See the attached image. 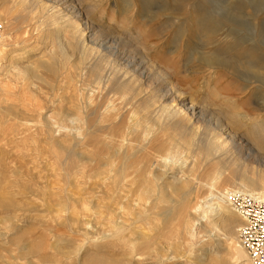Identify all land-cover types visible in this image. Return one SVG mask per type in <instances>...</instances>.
Instances as JSON below:
<instances>
[{
    "label": "rangeland",
    "instance_id": "1",
    "mask_svg": "<svg viewBox=\"0 0 264 264\" xmlns=\"http://www.w3.org/2000/svg\"><path fill=\"white\" fill-rule=\"evenodd\" d=\"M75 1L81 12H84V21L99 31L98 39L113 44V47L117 48L118 51L113 52L111 60L117 63L132 61L133 69H136L143 61V63H149L143 64L144 67L152 64L151 66H155L157 71L167 72L171 82L180 90L183 94L182 98L187 99L189 104H196L198 108L207 110L211 114L226 117L227 133L237 136L244 146V155L247 158L249 156L254 165L258 166L256 160H259L261 156L264 158V151L259 148L262 139L258 138L264 135V0ZM10 7L11 4H6L3 8L7 16V20L2 22L6 24L4 38L8 44V50L4 60L1 61L2 66L9 65L11 55L17 50L34 46L32 43L19 45L17 42L15 37L17 29L13 31L12 29L17 25L18 30L20 29L19 33L24 36L26 24L22 23V18L17 21L11 18ZM254 31L258 32V37L253 35ZM80 49L79 47L78 50ZM29 52L34 55L16 63L31 65L48 51L29 50ZM121 55L123 58L120 57ZM80 56V53L75 55L69 63V68L78 62L77 59ZM212 58L219 62L211 67L204 60ZM94 61L95 59H92L89 63ZM104 64L107 66V59L104 60ZM108 68L114 69V66L103 67L100 71L103 70L104 74L112 77V86L116 83V86L124 85L126 81L130 83V80L120 78L118 73L114 71L113 74L110 73ZM147 68L149 70V66ZM42 74L49 76L44 72ZM60 74L59 83L66 85L72 73L62 69ZM253 75L258 76L260 82L251 83L250 79ZM6 77L8 76L3 75L1 71L0 87L13 94L8 95L7 99L14 94L15 97L22 95L25 90L23 85L27 82L21 80L16 82ZM33 79H30L29 84L35 89L42 88L41 91L37 90L38 93L40 92V94L37 93L39 95L37 101L40 102L35 101L39 105L43 104L41 108H38V104L34 101L22 104L18 98L8 99V104H15L19 107V111L29 113L30 116H27L32 119L35 116L34 118L40 121L42 118L46 120L47 117L58 121L60 117L56 115V111L48 108L46 86L40 80ZM132 85L129 86L133 88ZM164 85L158 83L154 87L159 90L165 87ZM148 86H151V83L147 80L142 87L140 86L143 98L152 94L153 87ZM140 87L138 85L137 90ZM111 89L109 96L115 92L114 87ZM64 93L68 97L71 95V91L68 93L64 91ZM116 93L113 94L115 98L119 97L118 92ZM68 97L69 101L56 102L55 108L63 113L69 112L70 109V112L74 113V100ZM173 101H175L174 98L168 103ZM0 105L2 110L1 107L4 106ZM5 110L0 111V135L6 136L7 133V137H14L15 140L7 147L4 141L1 140L4 144L0 142V200L10 202L9 205L0 204V264H216L217 260H220L221 264H227L228 258L225 252L228 245L222 235L215 237L200 235L192 241L188 236L179 233L181 222L176 212L169 218L157 216L155 213L150 217L140 218L138 210L144 211L145 208L141 205L144 201L138 200L137 187L124 189L132 190L129 202L122 198L123 195L117 197L114 187L105 186L103 189L97 187L92 170H88L87 163L90 165V162L88 160L86 162L84 157L70 156L68 161L70 164L64 168L62 163L67 155L57 147L43 153L37 150L42 137L37 138L38 144L20 143L22 136L16 132L20 125L17 120L19 116L16 117L9 108ZM235 113L241 117V124L231 121ZM27 116L23 117L25 118L23 121L27 122L30 119ZM90 116L92 117L87 119L90 124H94L96 115ZM254 123L257 128L253 127ZM34 125L30 124V126ZM199 125L203 126V123L200 122ZM255 134L258 136L256 137ZM101 135L83 146L88 150V155L92 157L93 154V159L107 153L106 145L104 146L103 143L104 138ZM96 140L103 142L97 143ZM45 141L54 145L50 138H46ZM101 146L102 149H100ZM93 148L96 150L93 151ZM140 158L142 159L143 155L134 156L130 160H133V163L138 162ZM168 171L163 170L166 172L165 177L173 185L168 183L169 186L168 184L161 186L163 202L159 204V212L156 211L158 213H164L172 207L174 205L172 200H180L184 193L180 185L176 184L178 182L174 181L175 178H183L182 174L171 168ZM209 173L211 169L205 166L200 173L202 179L206 180V174ZM66 175L71 177L74 184L70 183ZM75 184L79 185L78 189ZM189 188L186 186L185 190H190ZM215 189L221 188L217 185ZM69 194H75L77 198L80 196V201L75 203L68 198ZM201 196L203 197L204 194ZM118 202H123L124 209L116 212L110 210L113 209L112 206L119 208ZM154 204L152 203L151 207ZM70 209L74 210L70 216L76 214L75 216L87 220L90 231L71 230L72 222L69 221L68 214H65L66 211L70 212ZM121 216H125L126 219H128L127 216L130 217L129 220H125V223L130 224L129 221L132 219L135 222L131 221L134 223L128 228L121 223L124 220ZM238 219L240 225L241 218L238 217ZM118 229L123 231L118 232ZM142 233L150 234L156 240L153 243L154 246L148 251L142 249L144 248ZM191 243L193 250L188 252ZM240 249L236 251L237 264H251L241 245ZM164 251L170 256V261L162 263L159 256ZM139 253L141 256L137 255ZM206 259H210L211 262Z\"/></svg>",
    "mask_w": 264,
    "mask_h": 264
},
{
    "label": "bare ground",
    "instance_id": "2",
    "mask_svg": "<svg viewBox=\"0 0 264 264\" xmlns=\"http://www.w3.org/2000/svg\"><path fill=\"white\" fill-rule=\"evenodd\" d=\"M76 3L75 0H0L1 22L7 20L5 10L3 9L4 6L11 4V18L15 21L22 18V23L26 24L24 36H21L19 33L20 29L18 30L17 25L12 29V31L17 29L15 32L17 42L19 45L31 43L34 45L17 50L11 55L9 65L2 66L1 61L6 56L8 44L4 37L0 41V72L2 71L3 75L8 76L6 78H11L16 82L19 80L27 82L23 85L25 87L24 93L16 95V97L14 94L11 98H18L22 104L37 101L38 94H40L37 90L41 91L40 89L42 88L35 89L32 87L33 85L29 84V81L31 78L38 79L44 83V86L48 90L46 95L48 108L56 111V115L60 119L56 121L57 119H48L47 117L48 120L42 118L40 121L39 119H35V116H33V119L30 118L29 113L19 111V107L15 104H8L7 100H11V98L7 99V96H11L10 94L12 93L2 90L1 87L0 104L4 107H1L2 110L0 109V111H6L5 109L9 108L11 113L16 117L19 116L20 119L18 118L17 120L20 122V125L16 132L19 133V136H22L20 143H24L25 145L28 142L38 144L37 138L42 137L39 141L41 144L36 145L37 150L43 153L57 147L58 150L65 153L67 157L62 163L64 168L69 166V157L72 155L84 157L86 162L88 160L90 162V165L87 163L89 166L88 170H92L93 175H91L96 179L95 185L97 187L101 189L105 186L114 187L116 188L115 195L117 197L123 195L122 198L127 199V201L130 199V192L132 190L124 189L137 187L138 200L144 201V204L141 205L146 209L143 208L144 211L138 210L140 218L142 216L150 217L153 213L157 216H168L169 218L171 214L176 212L180 217L178 218L180 219L179 222H181L179 233L188 236L192 241L200 235L203 237L222 235L228 245H226L225 252L228 258L227 264H237L236 251L241 250L237 234L238 229L242 225V219L239 225V216L231 208L227 194L238 190L264 199L263 156L259 160H256L258 166L254 165L249 156L247 158L244 155V146L237 136L230 132L227 133L225 128L226 117L224 116V118L220 114L219 116L211 114L207 110L198 108L196 104H189L187 99L184 100L182 98L183 94L171 82L167 72L163 70L157 71L155 66H151L152 64L147 65V67L149 66L148 70L143 64L149 63H143V61H140L141 65H138L136 69H133L131 60V63L128 61L123 63L119 61L117 63L111 60L113 52L117 48L113 47V44L111 45L98 39L97 36L99 35L97 33L99 31L84 21V12H81ZM253 35L258 37V32L254 31ZM79 47L81 48L80 50H78ZM29 50L33 52L47 50L48 52L31 65L24 63L22 65L17 64L16 62L19 60H24L30 55H34ZM78 53L81 55L77 59L78 62L76 61L77 63L69 68V63ZM120 57L123 58L122 55ZM92 59H95V61L89 63ZM105 59H107V66H114V69L108 68L110 73L116 72L120 78L123 77L125 80H130V83L126 81L128 84L125 85L126 83L123 80L125 86L121 84L120 86H116L117 83H113L115 86H112V77L104 74L103 70L102 72L100 71L103 67L107 68L104 64ZM204 61L211 67L219 62L213 58ZM62 69L72 73L71 77L69 76V81L65 83L66 85L59 83V74ZM42 72L49 74V76H45ZM251 78V83L260 82V78L258 79L256 75L251 76ZM146 80L151 83V86L148 87H153V89L152 94L150 93L147 98H143L140 89ZM158 83L165 84V87L158 90L155 88ZM129 85H132L133 88ZM138 85L141 87L137 90ZM113 87L115 89V92H113H118L119 97H113L114 93L112 96L110 95L111 97L108 95V93L112 92L111 88ZM64 91L67 93L71 91V95L68 97ZM67 97L74 100V113L70 112V109L69 112L65 110L66 112L63 113L55 108L56 102L68 100ZM172 98L175 101L168 103ZM177 100L178 102H176ZM41 104H38V108L43 105ZM90 115H96L97 119L95 118L94 124H90L87 119L88 117H92ZM24 116L30 119L27 122L23 121L25 119L23 118ZM232 117V122L237 123L241 120V117L237 113ZM200 122L203 123V126L199 125ZM30 124L35 125L30 126ZM242 125L244 124L242 123ZM253 127L257 128V125ZM253 133L256 132L253 131ZM100 134H102L104 142L98 141L100 143L103 142L104 146L106 145L107 153L93 159V154L92 157L88 155V150L83 146H86L84 144H89L90 140L98 139ZM4 136H1L0 142L1 140L4 141L6 147L14 143V137H7V133ZM263 136L262 134L261 137H258L262 139V144L259 147L262 151H264ZM58 137L62 140H59ZM46 138H50L54 145L46 143ZM100 149H102V146ZM137 154L143 155V158H140L138 162L134 161L132 163L133 160L131 161L130 159L134 156L139 157ZM205 166L211 169V173L206 174V180H203L200 173ZM84 168L86 169V167ZM169 168L178 170V173L182 174L183 178H175L174 181L178 182L176 184L180 185L184 193L180 200H172L174 203L172 207L164 213H158L159 204L163 202V194H161L163 189L160 190V188L162 185L172 184L165 177L166 172H163V170L168 171ZM66 176L70 180V183L74 184L71 177L69 175ZM217 185L221 188L220 190L215 189ZM186 186H189L191 189L185 190ZM75 187L77 188L79 185L75 184ZM201 194H204V196L202 197ZM68 198L75 203L80 201V196L77 198L75 194H69ZM152 203H155L153 207H151ZM0 204L9 205L10 202L2 199L0 200ZM117 205L120 207L115 208L112 206L113 209L110 210L116 212L119 209H124L125 205H123V202H118ZM126 206L128 205L126 204ZM71 211L65 212V214H68L69 221L72 222L71 230L78 232L90 231V227L86 223L87 220L75 216L76 214L70 216V213H73L74 210ZM122 218L124 220L121 223L126 227H130V224L135 222L131 218L132 220L128 224L125 223V220H129L130 217L127 216L128 219H126L125 216H121ZM122 231L123 229H118V232ZM141 238H143L142 245L144 247L142 249L147 251L154 246L153 243L156 241L152 235L147 233H142ZM192 250L193 246L191 243L190 251L188 252ZM243 251L247 255L244 249ZM160 254L161 256L159 257L162 263L170 261V256L165 251ZM137 255L141 256L140 253ZM206 261L209 262L210 259H206ZM216 264H221V261L217 260Z\"/></svg>",
    "mask_w": 264,
    "mask_h": 264
},
{
    "label": "built area",
    "instance_id": "3",
    "mask_svg": "<svg viewBox=\"0 0 264 264\" xmlns=\"http://www.w3.org/2000/svg\"><path fill=\"white\" fill-rule=\"evenodd\" d=\"M6 25L0 21V41ZM231 208L242 219L238 241L251 264H264V199L243 191L227 194Z\"/></svg>",
    "mask_w": 264,
    "mask_h": 264
}]
</instances>
